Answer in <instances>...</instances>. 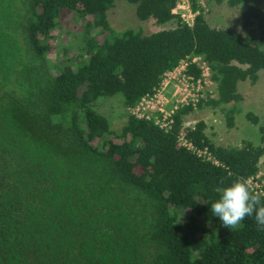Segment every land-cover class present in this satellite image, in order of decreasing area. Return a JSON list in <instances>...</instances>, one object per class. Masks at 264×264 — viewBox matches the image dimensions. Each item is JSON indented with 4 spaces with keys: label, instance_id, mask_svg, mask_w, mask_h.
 <instances>
[{
    "label": "trees",
    "instance_id": "16d2710c",
    "mask_svg": "<svg viewBox=\"0 0 264 264\" xmlns=\"http://www.w3.org/2000/svg\"><path fill=\"white\" fill-rule=\"evenodd\" d=\"M116 1L0 0V264H264V230L253 217L230 230L210 211L218 188L259 172L257 116L246 114L260 145L222 146L203 120L184 127L191 105L175 111L168 131L130 113L112 129L98 111L106 99L133 108L182 60L199 57L217 89L206 102L232 127L238 82L264 70V0L227 1L242 6L252 36L211 27L199 0H190L192 25L173 13L179 0H122L139 20L177 24L149 35L116 31L107 19ZM69 12L91 17L83 46L52 62L43 40ZM201 73L186 66L195 80ZM181 131L214 160L179 144Z\"/></svg>",
    "mask_w": 264,
    "mask_h": 264
},
{
    "label": "rangeland",
    "instance_id": "374dc122",
    "mask_svg": "<svg viewBox=\"0 0 264 264\" xmlns=\"http://www.w3.org/2000/svg\"><path fill=\"white\" fill-rule=\"evenodd\" d=\"M227 1L223 0L221 4H216L208 2V0H199L208 24L213 28L231 27L243 36H252L254 31L242 26V6H230ZM73 17L70 12L62 15L59 26L51 32L52 39L43 40V43L49 48L48 58L52 62L64 63V60L74 58L78 54L79 48L83 46L84 29L82 26L91 17H86V20H76ZM107 19L110 26L116 31L128 27H140L145 35L161 29L173 28L177 24L176 20L164 24H158L152 18L139 20L136 16V5L122 0L116 1L115 5L108 10ZM176 73L178 78L183 74L180 65L177 67ZM185 89L178 79L173 77H170V82L164 89L167 98L164 106L166 111L177 110L181 107L180 100L184 97L188 103L192 104L193 97L198 99L195 105H191L193 109L183 116L185 127H191L197 121L203 120L206 123L207 136L217 145L239 146L244 140L250 141L254 145L261 144L259 125L253 124L246 114H254L258 117L259 124H264V70L259 71L258 79L254 82L251 80L238 82L237 90L242 98L239 102L240 112L234 116L232 127L228 126L220 107H213L206 102L217 98L216 83L211 79L210 72H204L199 83L194 82ZM201 102L202 105L199 107L198 104ZM98 111L108 117L112 129H119L129 113V110L123 108L117 99L101 101ZM153 115L155 116V113ZM112 140L119 141L115 137H112ZM93 144H97V141H94ZM255 181L257 184L264 185V155L259 161V172L255 180L250 183L252 187L255 186Z\"/></svg>",
    "mask_w": 264,
    "mask_h": 264
},
{
    "label": "built area",
    "instance_id": "2783aa9c",
    "mask_svg": "<svg viewBox=\"0 0 264 264\" xmlns=\"http://www.w3.org/2000/svg\"><path fill=\"white\" fill-rule=\"evenodd\" d=\"M173 13L178 15L181 19L182 22L186 23L187 25H192L194 22V18L196 13L193 11L191 7V1L190 0H179L175 8L173 9ZM189 62L195 63L198 68L201 69L202 73L201 75L204 74V72H209V68L205 62H203L199 57H194L191 60H182L179 65L182 67V72L183 74L181 77H177V66L175 69L172 71H169L168 73L165 74L163 77L160 85L155 88V91L151 95H146L142 97V99L129 110L130 114L135 115L138 118H145L149 120H154V123L157 124L160 128L164 129L165 131H168L173 123V118L172 115L175 113L176 110L172 109L170 111H166L164 106L166 105L167 98L164 94V89L165 87L169 84L170 82V77H173L174 79H178V82L182 84V87L185 88L189 85H191L194 82L199 83L200 78L194 79L193 76L187 75L186 74V66L189 64ZM171 75V76H170ZM186 97L182 98L180 100L182 106L187 105H195V102L198 101L197 98H192V103H188L185 99ZM180 108V107H179ZM155 113V116L153 115ZM185 127V126H184ZM183 131V130H182ZM179 134V144L182 146L187 147L188 149L193 150L194 153H196L198 156H201L205 160H214L212 155L207 149H196L195 147L192 146V144L186 140L185 138V133L182 132ZM216 163V161H214ZM255 178H250L248 180L249 184L253 182ZM255 186H251V189L254 192H259L262 195H264V185L262 184H257V182H254Z\"/></svg>",
    "mask_w": 264,
    "mask_h": 264
},
{
    "label": "clouds",
    "instance_id": "9594fccd",
    "mask_svg": "<svg viewBox=\"0 0 264 264\" xmlns=\"http://www.w3.org/2000/svg\"><path fill=\"white\" fill-rule=\"evenodd\" d=\"M217 193L210 211L223 227L234 230L246 217H253L258 230H264V197L253 192L246 179L238 177L218 188Z\"/></svg>",
    "mask_w": 264,
    "mask_h": 264
}]
</instances>
